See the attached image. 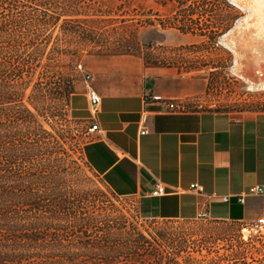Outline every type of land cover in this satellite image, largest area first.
Masks as SVG:
<instances>
[{
	"label": "trees",
	"instance_id": "trees-1",
	"mask_svg": "<svg viewBox=\"0 0 264 264\" xmlns=\"http://www.w3.org/2000/svg\"><path fill=\"white\" fill-rule=\"evenodd\" d=\"M141 1L0 0V147L6 165L14 169L11 190L16 193L2 194L0 188V264H225L204 255L219 235L195 223L198 219L159 221L153 216L151 226L141 227L123 213L113 220L81 212L65 198L75 192L61 178L66 139L44 128L43 121L56 115L43 104L61 83H67L60 89L63 100L76 93L73 64L87 48L97 56H137L157 45L156 29L141 43L127 27H109L107 18L138 16L132 8ZM153 1L170 9L171 21L161 22L162 30L206 40L176 51L218 49L220 38L241 18L231 0ZM179 220L196 224L199 231L178 230ZM65 235L90 241L71 243ZM51 237L54 242L46 243ZM237 239L242 247L241 236ZM241 256L227 264H249Z\"/></svg>",
	"mask_w": 264,
	"mask_h": 264
},
{
	"label": "crops",
	"instance_id": "crops-1",
	"mask_svg": "<svg viewBox=\"0 0 264 264\" xmlns=\"http://www.w3.org/2000/svg\"><path fill=\"white\" fill-rule=\"evenodd\" d=\"M112 84L92 86L102 100L95 111L100 130L86 144L84 160L113 193L141 196L160 219H197L203 211L213 221L264 218V197H248L244 204L236 199L250 187L264 189V111H168L153 97L182 102L205 88L201 79L172 68L144 66L130 90L126 80ZM70 107L90 128L86 87L76 88ZM157 182L169 194L147 196ZM195 183L204 187L203 196L190 190Z\"/></svg>",
	"mask_w": 264,
	"mask_h": 264
},
{
	"label": "rangeland",
	"instance_id": "rangeland-1",
	"mask_svg": "<svg viewBox=\"0 0 264 264\" xmlns=\"http://www.w3.org/2000/svg\"><path fill=\"white\" fill-rule=\"evenodd\" d=\"M235 7L241 14V18L236 24L241 20L245 21L250 15V10L239 4ZM132 9H135V14L137 13L138 16L107 18L110 19L108 21L112 22L109 27H127L131 31L130 37L135 35V38L141 43L148 42L153 37L152 31L156 29L160 34L156 37L160 41L150 51L143 48V52L137 56H97L91 55V48H87L82 52L81 59L73 64L76 88L78 86L86 87L84 74L79 72V65H82L85 71L92 76L91 86L97 82L104 85H113L112 83L116 81L126 80L128 90L134 88L137 82L141 80L144 66L172 68L178 74H190L201 79L205 85L203 93L182 101L185 111L214 110L239 115L264 111V89H250L247 81L242 77L243 75H239L237 69L240 66L239 61L243 57L235 50H231L226 44H223V37L220 38L216 50L176 51L175 49L178 47L192 44L200 45L206 40L185 36L173 29L162 30L161 22L166 21L168 23L171 21L170 9L159 7L153 0L137 2ZM149 23H153L155 28L149 27ZM58 34L59 31H55L54 36ZM63 43L64 40H62V45ZM250 56L253 60L254 57ZM147 60L152 63L162 62L163 65H149ZM190 67L195 68V70H187ZM213 67H219L220 69L214 72ZM240 67H243V65ZM258 69L264 71V62L259 64ZM258 69L253 68L251 72L254 78L257 77ZM66 84L57 85V88L48 95L46 102L43 104L48 113L56 115L55 118L47 117V121H43L44 128L50 135H54L53 133L56 131L58 134L65 135L66 139L64 148L67 157L60 156L63 157L64 165V174L61 178L67 183V190L69 186L75 190L73 194L65 197L66 200L78 207L79 211L82 212L83 209V212L87 214L101 215L102 217L109 216V219L116 220L121 219L123 213L131 223H137L141 227L151 226L150 223L155 214L152 213V206L145 199L139 195L125 197L114 194L100 177H96L94 172L85 167L83 163L84 149L86 144L91 141V135L88 134L89 122L77 119L73 115L70 98L63 100L60 89L66 87ZM1 150L0 147L1 192L2 194L14 193L11 190V186L14 184L12 182L14 174L11 172L14 169L6 165ZM87 194L90 197L89 201H84L83 196ZM47 217L50 219L49 214ZM157 220L161 221L159 218ZM195 223L203 224L204 228L219 235V240L210 242L207 249L203 251L209 260L219 257L223 263L227 264L228 259L241 254V257L249 264H264V227L257 226V222L237 223L210 219L206 221L195 220ZM175 227L179 228L178 230L183 227L187 231H199L196 224H186V221L182 220L177 221ZM52 233L53 231H50L49 235ZM239 235L241 236V243L244 244L242 247L238 246V239L236 240V236ZM64 238L71 243L90 241L76 239L75 235L71 238L65 235ZM67 240H63L65 245H69ZM53 242V237L48 238L46 241V243Z\"/></svg>",
	"mask_w": 264,
	"mask_h": 264
},
{
	"label": "built area",
	"instance_id": "built-area-1",
	"mask_svg": "<svg viewBox=\"0 0 264 264\" xmlns=\"http://www.w3.org/2000/svg\"><path fill=\"white\" fill-rule=\"evenodd\" d=\"M78 68H79V72L84 74L87 95H88V98H89L90 103H91V108L93 109L92 110V118H91L92 124H91V127L88 129V134L92 135L93 133L99 132V130H100V126L97 123L95 111L97 110V108L101 104L102 100H101L100 95L91 86L90 80H91L92 76L88 72L85 71V69L83 68L82 65H79ZM153 100L156 102L166 104L168 111L178 112V113L186 112L185 107H184L182 102L173 101V100L169 101V100L164 99L161 96H154ZM147 133H148V131L146 129H144L142 131V134H144V135ZM190 190L195 192L198 196L204 195V187L200 184H196V183L192 184L190 186ZM168 194H169V191L164 186V184L161 182H157L154 185V187L152 188V190L147 193V196L153 197V198H158V197L166 196ZM254 196L264 197V189L260 186L250 187L245 193H243L241 195H237L236 199L239 203L244 204L246 201V198L254 197ZM221 200L225 203L230 202L229 197H222ZM197 219L202 220V221H206V220H210V217H209L207 212L203 211L198 215ZM257 226L264 227V218H260L257 220Z\"/></svg>",
	"mask_w": 264,
	"mask_h": 264
},
{
	"label": "bare ground",
	"instance_id": "bare-ground-1",
	"mask_svg": "<svg viewBox=\"0 0 264 264\" xmlns=\"http://www.w3.org/2000/svg\"><path fill=\"white\" fill-rule=\"evenodd\" d=\"M234 2L250 10V15L245 19L247 34L242 36L243 47L245 50H249L250 55L260 64L264 62V3L257 2V0H234ZM260 70L257 71H259L261 83L257 88L253 86L252 82L246 80L252 90L264 89V71Z\"/></svg>",
	"mask_w": 264,
	"mask_h": 264
},
{
	"label": "water",
	"instance_id": "water-1",
	"mask_svg": "<svg viewBox=\"0 0 264 264\" xmlns=\"http://www.w3.org/2000/svg\"><path fill=\"white\" fill-rule=\"evenodd\" d=\"M231 4L237 6L234 0L231 1ZM246 24L247 23L245 21H239L236 26H234L223 36L222 43L226 44L231 50H235L243 57V59L239 61V65H243V67L239 66L238 68V71L240 73L239 75H243L242 77L245 80L252 82L253 86L257 88L261 83L260 77L257 73V77L254 78L251 72L253 71V68H259V62L254 59L251 60L250 51L245 50L243 47L244 45L242 36L247 34Z\"/></svg>",
	"mask_w": 264,
	"mask_h": 264
},
{
	"label": "snow or ice",
	"instance_id": "snow-or-ice-1",
	"mask_svg": "<svg viewBox=\"0 0 264 264\" xmlns=\"http://www.w3.org/2000/svg\"><path fill=\"white\" fill-rule=\"evenodd\" d=\"M257 2L264 3V0H257Z\"/></svg>",
	"mask_w": 264,
	"mask_h": 264
}]
</instances>
